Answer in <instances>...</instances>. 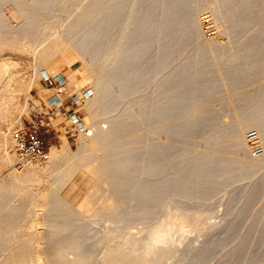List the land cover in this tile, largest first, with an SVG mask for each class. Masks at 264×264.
Masks as SVG:
<instances>
[{
	"label": "rangeland",
	"instance_id": "rangeland-1",
	"mask_svg": "<svg viewBox=\"0 0 264 264\" xmlns=\"http://www.w3.org/2000/svg\"><path fill=\"white\" fill-rule=\"evenodd\" d=\"M104 1L110 4L107 20L88 14L97 0H0V264H264V241L243 242L250 230L257 240L264 229V187L253 194L264 178V137L255 128H246L249 108L264 101V61L254 63L253 53L246 52L264 28V11L244 15L243 10L235 19L239 26L233 28L229 16L239 13L238 5L228 0H186L190 11L186 13L187 36L179 29L169 36L171 40L164 34L163 40H149L147 52L136 58V48L147 38L137 34V40L132 39L131 32L138 10L149 11L152 6L146 5L147 0ZM259 4L264 7V0H251L252 7ZM77 21L80 26L71 30L74 40H81L87 28L98 26L102 31L98 47L91 43L95 49L84 54L64 33ZM246 21L252 24L239 32L240 23ZM60 38H66L74 51L64 59L70 54L77 57L71 69L63 61L43 63L39 59ZM173 43L175 47H165ZM97 49L99 55H94ZM153 57L156 74L144 81V73L133 72H144V65ZM98 65H107L108 71ZM190 66L194 71L191 83L216 81L219 95L154 121L152 113L189 83L182 79ZM75 70L80 72L78 84L68 78ZM237 70H241L240 79L234 83ZM126 71L131 72L132 82L122 90ZM42 72L53 80V74L61 73L65 80L62 98L70 106L68 113L57 111L40 130L52 147L67 143L69 156L62 155L58 163L50 161V152L43 159L23 161L9 151L12 133L35 119L36 105L45 110L47 99L56 94ZM176 75L180 85L175 90L170 85ZM100 77L104 82L110 77L114 80H110V94L101 110L94 103ZM140 78L142 82L135 85ZM29 84L33 86L30 94ZM133 85L140 88L131 91ZM73 113L93 126L94 136H87L71 121ZM94 113L95 118L91 117ZM199 119L202 123L215 120L217 128H209ZM186 120L193 124L184 134L181 129ZM176 128L179 132L173 133ZM96 134L99 139H94ZM218 145L225 147L218 149ZM173 146L180 154L187 150L192 156L208 153L231 159L242 171L252 168L253 175L207 197L199 194L183 207L170 200L154 211L150 205L133 211L137 193H151L152 174L158 165L153 162L155 153ZM107 159L118 166L111 175L102 167ZM122 160H131L137 171L128 174ZM143 169L149 172L145 177ZM122 172L127 177L123 186ZM179 173L181 183L182 164ZM113 193L128 194L129 200L126 204L121 201L119 207ZM131 213L149 216L127 215ZM158 232L168 238L155 247V254L149 246L152 237L160 236ZM204 251L208 254L202 260L189 258H198Z\"/></svg>",
	"mask_w": 264,
	"mask_h": 264
},
{
	"label": "bare ground",
	"instance_id": "bare-ground-1",
	"mask_svg": "<svg viewBox=\"0 0 264 264\" xmlns=\"http://www.w3.org/2000/svg\"><path fill=\"white\" fill-rule=\"evenodd\" d=\"M236 1H239V2L237 3ZM146 2H147L146 5L150 6V8L152 6V9L149 11H146V9L145 10L144 9L138 10L136 23H135V25L132 29V32H131V36H133L132 39L135 38V40H137L136 39L137 37L135 36L137 34L139 36H141L143 39L145 37L147 38V40H145L144 44L141 43V46L136 48L138 50V54L136 55V58H138L140 56V54L147 52V50L149 49V44L148 43L146 44V42L149 40H155V39L163 40L164 39L162 36L163 34L166 36L168 35V39H169V36L174 35L176 33V31L179 29L182 30L183 35L187 36V34H188V32H186L187 27H188V17L186 16V13L190 12V11H189V7L186 5V0H147ZM228 2H232L234 5H238L239 8H241L238 11L239 13L235 12L229 16V19L231 21L233 28L236 26H239L238 24H236L235 19H236V16L238 17V14H240L243 10H246V12L243 11V13L245 12L244 15H246L247 13L250 14L251 12H257L258 10L264 11V7L260 6V4L258 6L252 7L251 0H228ZM166 4H167V7L164 9ZM109 8H110L109 3L105 2L104 0H97L95 5H93V7L89 10L88 14L90 15V17H93V18L102 15V18L107 20L109 16L106 14V11ZM149 17H150V19H149ZM256 18H259V15H257ZM122 21H123V19H122ZM79 24L80 23H78V21H77L75 23V25L73 24L68 28V32L66 31L64 33L65 34L67 33V35L65 37L67 39H69L68 41L70 43L74 44L75 49L78 48V50H80L84 54V52H86L87 50L91 49V51H92V49H95L94 47H96V48L98 47L97 41L99 43L100 40L102 41V39H103V38L100 39L102 37V31L98 26L94 27V28H87L83 38L81 40L79 39V41H77V40H74L73 37H71V30L75 26H77V27L80 26ZM240 24L241 25H240L239 30H241V31H239V32H243V30L245 28L249 27L252 23H251V21H246L243 23L241 22ZM29 37H30V35H29ZM66 38L56 39L55 42L50 44V46H47L46 49H44V51H42L41 53L39 52L40 54L38 56H39L40 61L42 60L43 63H48L49 61H53V62H56V64H58L59 61H63L62 64L66 65L67 67H69V69H71L72 64L75 62L77 57H74V54H70L67 59H64V57L66 56L67 53L69 54L71 51H73L72 50L73 47L70 48L69 47L70 45L67 44ZM148 38H150V39H148ZM169 40H171V39H169ZM91 43L94 44L95 46L92 47ZM169 46H171L173 48V47H175V43H173L172 45L168 44L165 47H169ZM246 48H248L246 52H250V53L252 52L253 53V54H251V56H253V58L256 59L253 61L254 63H257V62L260 63V62L264 61V28L261 30L260 36L257 37L256 39H254L253 43L250 44L249 46H247ZM250 49H253V50L250 51ZM95 51H96V53H94ZM95 51H93L92 53L94 55H99L97 53L100 52V50L97 49ZM81 55H79V56L81 57ZM38 56H36V57H38ZM241 58H243L247 62L249 61V57L246 55L245 56L242 55ZM39 59H37V60H39ZM154 61H155V57H153V59L149 60V62L144 65V68H143L145 70L144 72L143 71H136L133 73H142V74L144 73V75H146V76H144V81H145V79H147L149 81L151 79V77H154L156 74L154 72V67H153L155 64ZM95 64L97 65V63H95ZM239 64H237V66H236L237 69L240 68ZM91 66L94 69L97 68L94 64H92ZM98 66L100 67V69L104 70V72L108 71L107 65H102V66L98 65ZM255 66H257V65H254V67ZM137 68L141 69L142 66H138ZM241 70H242V66H241ZM241 70L235 71L234 78L236 76H237V78L235 81L233 79L234 83L239 82L240 78H239L238 73ZM91 72H92V70H91ZM197 72L201 73V71H199V70H197ZM79 73L80 72H78V70L72 71L70 73L68 78H70V81L72 84L73 83L78 84V82L80 81V79L78 80ZM83 73H84V71H83ZM130 73L131 72L127 73V71H126V74H128V75L125 79V82L122 83V90H127L129 88L130 82H132V79L129 76V75H131ZM193 73H194V71H193V68L191 66L188 67V69L186 71H184V73H183L184 77H183L182 81H183V83H186V81H189V83L188 82L186 83L187 86H185L182 93L175 92L172 95V97L170 98V101L167 104H165L161 110L156 111V113H154V112L152 113L151 117L154 119V121L155 120L161 121V119L166 120L171 114L178 112L181 108L182 109H188V108H191V106H198V105H200L206 101H209L210 99H215L216 96L219 95L218 93H216L217 92L216 88L218 87V84H219L218 82L212 81V80H209V81L200 80L197 83L193 84V82L191 83V76ZM42 74L44 75V77L49 76L48 72H42ZM53 75H55V77L58 78V79L55 78V80H60L61 82H65L64 78L61 76V73H55ZM80 75L82 76V71H81ZM96 78H98V77H96ZM100 79L101 80H99L97 83L95 81V83H96V86H95L96 87V94L94 96V100H95L94 103H95V106H96V104H98V107L101 110V108H103V101H105V99H107L109 97V94H110V89H111L110 80L113 82H114V80L112 77H110V80L108 79L105 82L103 80V77H100ZM70 81H69V83H70ZM137 82H142L141 78L135 82V85L137 84ZM135 85H133V89H131V91L132 90L134 91L137 87L140 88L139 87L140 85L139 86H135ZM179 85H180V79H179V76L176 75L175 79H173V82L170 85V88L176 90L179 87ZM27 89H28L27 93L30 94L32 89H33V86L29 84V88H27ZM63 89H62V91H63ZM93 90H94V88H93ZM54 95H56V94H54ZM78 97L79 96H77V98ZM59 98L63 99L62 95L59 96ZM49 99H47V101ZM259 103H260V105H256L255 107L249 108L246 115L248 117H251V118L246 123V128H249V127L255 128L259 133V137H264V105H263L264 101L260 100ZM92 109H94V108H92ZM106 110H108V109L106 108ZM92 113H93V110H92ZM72 115L74 116V115H76V113L75 114L73 113ZM95 115L97 116V113L96 114L94 113V115H92L91 117L95 118ZM71 121L75 122V120L72 118H71ZM199 122L202 123L201 119H199ZM85 124L83 122H79V121L77 122V126L80 127L81 129H83L84 133H86L87 136L88 135L94 136L95 133L93 132V129H94L93 126L91 125L92 127H89ZM192 124H193V122L191 120H186L182 126V129H181L182 133L185 134L186 132H188L189 128L191 127ZM202 124H206L209 128H217V122H215V120L209 119L206 122H203ZM178 132H179V129L176 128V129H174L173 133H178ZM97 136L98 135L96 134V138H94V139H99V136L98 137ZM65 141H66V139H65ZM7 142L9 143V141H7ZM221 146H224V145H218V149H222ZM68 151H69L68 145H67V143L64 142L62 148L52 147L48 156L50 158V161L52 159H54L56 161L55 163H58L57 160L62 155H63V157L69 156ZM7 153H8V151H7ZM155 154H156V157L153 158V162L154 163L156 162L155 164H158V165H157L156 169H154L155 171L153 170L154 172H153L152 176L154 177V181L152 183V186L150 187L151 193L149 195V194L144 193V192H138L137 193V206H136V209L133 208V211H137L139 209L144 210V209L148 208L149 205H150V209L152 211H154V210H156V208H158L165 201H170V200H177V205L179 207H183L186 205V201H189L191 199L196 198V196L199 194H201L202 197H207V196L227 187L228 185H230L233 182H237V181L244 179V178H250L253 175L252 168L250 170L242 171L240 168L235 167V165H233V163L230 162L231 159L229 160L227 158H219V157L211 156V155H208V153L203 154V155H199V156H192L190 151L184 150V152L182 154H180L179 149L177 147L173 146L167 150L165 149L162 151H158ZM8 159H11V158H8ZM131 160H133V159L131 158ZM131 160H128L129 163H127L126 160H122V165H125L124 171H126L128 174H132V173L137 171V169H136L137 165L135 163L133 164V162H135L136 160L134 159L135 161L133 160V162ZM114 162H116V161L115 160H108V159L106 161L104 160L102 162V164H103L102 167L110 175L114 171L113 167L116 166V165L114 166ZM125 163H127V164H125ZM181 164H182V172L183 173H182V182L180 183L179 182V180H180L179 171H180V165ZM249 164L251 165V163H249ZM116 167H118V166H116ZM95 171H98V170H95ZM148 173L149 172H146L145 169H143L141 171L142 177H145ZM95 174H97V173L95 172ZM124 178L126 179L127 177L122 172V186L124 183ZM263 187H264V178L260 179L257 182L253 194L260 193L263 190ZM114 194L117 196L115 199L118 198L117 201L119 203V205H118L119 207H120L121 201H122V203L126 204L127 200H129L127 198V197H129L128 194L122 195V193L121 194L120 193H113V195ZM114 203H116V202H114ZM114 205H116V204H114ZM112 207H115V206H112ZM116 208H118V207H116ZM114 210H112L114 212V214L117 213ZM116 211H118V210H116ZM105 212H108V211H105ZM127 215L131 216V217L149 216L146 213L145 214H143V213H131V214H127ZM254 226H256V224H254ZM263 226H264V223H263ZM165 227H163L164 230H166ZM230 228H234V227L230 226ZM250 228L254 229L253 226ZM160 230H161V228H160ZM164 230H163V232H161V231L160 232L165 235L166 232ZM260 231H261V233H260L258 239L253 240V238L251 236L252 231L250 230L249 235L243 241L244 244L246 245L250 242L251 243H253V242L259 243L261 241L263 242L264 241V229L260 230ZM152 233H156V229H155V232H152ZM162 234H160V236L157 234L158 235L157 237H155V236L152 237L151 244L149 243L150 244L149 248H150L152 253L155 252V254H156V248L155 247H158L157 245L159 243H161L162 241L164 243V239L167 240L168 237L165 238V236ZM166 235H168V234H166ZM154 248H155V250H154ZM151 252H149V255H152ZM79 253H81V252H79ZM207 254H208L207 251H204L203 254L198 255V258L195 257V255L189 256V258L191 260H193V259L202 260L204 257H207ZM80 255H82V254H80Z\"/></svg>",
	"mask_w": 264,
	"mask_h": 264
},
{
	"label": "built area",
	"instance_id": "built-area-1",
	"mask_svg": "<svg viewBox=\"0 0 264 264\" xmlns=\"http://www.w3.org/2000/svg\"><path fill=\"white\" fill-rule=\"evenodd\" d=\"M44 81L50 84L51 90L56 91V95L52 96L44 106L46 109H40L38 105L35 106L37 116L34 120L28 123L26 127L17 130L11 135V144L9 146V151L17 159L27 160L31 158L43 159L50 152L52 146L50 142L44 138V135L40 132L42 128H45L46 121L49 120L57 111L68 113L67 102L60 99L59 96L63 94L62 89L65 86V82L60 80H53L51 77L44 78ZM74 119V124L81 122L77 115H71L70 119ZM49 133V131H48ZM260 152H258L259 154Z\"/></svg>",
	"mask_w": 264,
	"mask_h": 264
}]
</instances>
